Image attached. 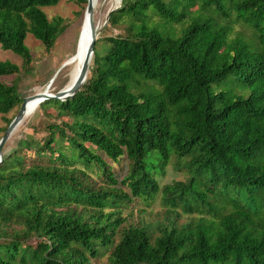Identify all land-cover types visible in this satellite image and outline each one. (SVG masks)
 <instances>
[{"label": "trees", "instance_id": "obj_1", "mask_svg": "<svg viewBox=\"0 0 264 264\" xmlns=\"http://www.w3.org/2000/svg\"><path fill=\"white\" fill-rule=\"evenodd\" d=\"M59 1L0 0V136ZM35 110L43 141L0 161V264H264V0H120L81 89Z\"/></svg>", "mask_w": 264, "mask_h": 264}, {"label": "rangeland", "instance_id": "obj_2", "mask_svg": "<svg viewBox=\"0 0 264 264\" xmlns=\"http://www.w3.org/2000/svg\"><path fill=\"white\" fill-rule=\"evenodd\" d=\"M115 1L116 0H97L93 15L94 20L98 22V30L101 27L102 21L104 20L107 8L112 7L115 4ZM78 9V6L75 5L71 0H60L55 5L43 7V11L48 18L54 15H60L63 18L71 20V23L67 26L65 31L56 38V41L50 52H44L43 47L38 40L34 39L30 34L26 35L24 43L29 48L33 57V69L31 70V75L25 76L22 82L19 84V89L23 97L43 90L53 92L70 85L74 80L80 63L78 66L76 64H70L67 68L66 66L63 67L55 75L54 79L53 74L62 61L71 55L72 59L78 53V51L85 47V44L88 40L89 33L86 35V38L82 34L83 16L78 18L74 15ZM102 30L103 27L98 32V37ZM116 31L117 29H112L106 31L105 34L108 35L110 32L114 34ZM108 46L109 43L107 41L100 39L95 44V52L101 55ZM4 59L17 64L20 62V58L11 51L0 49V60ZM11 78L12 76L1 77V79L6 80V82L10 81ZM35 109L26 120H23L19 123L9 139L5 142L2 148L3 154H8L20 146L34 147L43 141L44 133L34 132L32 128L38 119V110ZM51 111L54 112V109H51ZM11 113L7 114L6 116L10 115ZM3 124L4 122L2 120V116L0 115V125ZM171 178L178 179L181 178V175L178 172L172 171L167 166L163 180L168 181Z\"/></svg>", "mask_w": 264, "mask_h": 264}, {"label": "water", "instance_id": "obj_3", "mask_svg": "<svg viewBox=\"0 0 264 264\" xmlns=\"http://www.w3.org/2000/svg\"><path fill=\"white\" fill-rule=\"evenodd\" d=\"M96 2L97 0H86V5L82 13L84 16L83 23H85L89 27L90 35L85 44L83 58H82L80 68H79V71L77 73L75 80L72 82V84L68 88H60L53 92H47L46 90H43V91L32 93L22 98V101L19 105L18 110L16 111L14 116L11 118V120L8 122L3 134L0 136V161L2 160V155H3L2 153L3 145L9 139V137L11 136L15 128L19 125V123L24 117L25 101H27L28 99H35L38 104L47 99H55V100L64 101L68 98H72L74 94L78 90L81 89L82 84L86 81L87 69H88L89 61L92 55L94 41L98 37L97 32H99L101 28L106 25L109 13L112 10L119 8L120 6V1H119L116 5L110 8H107L104 20L102 21V24H101V27L96 32L95 26L93 24V13H94ZM71 56H69L68 58H66L64 61L60 63L59 67L57 68L53 76L56 75L58 71H60L69 62Z\"/></svg>", "mask_w": 264, "mask_h": 264}, {"label": "bare ground", "instance_id": "obj_4", "mask_svg": "<svg viewBox=\"0 0 264 264\" xmlns=\"http://www.w3.org/2000/svg\"><path fill=\"white\" fill-rule=\"evenodd\" d=\"M120 0H116L115 1V4L114 5H116L118 2H119ZM113 5V6H114ZM110 8V7H109ZM83 20H84V16H83ZM93 24H94V26H95V30H96V32H97V30H98V22H96L95 20H94V15H93ZM89 33V35H90V31H89V27L85 24V23H83V28H82V34H83V36L86 38V35ZM89 35H88V38H89ZM97 36H98V32H97ZM85 48V47H84ZM84 48L83 49H81L80 51H78V53L71 59V60H69V62H68V64L67 65H65L66 66V68L70 65V64H76L77 66L79 65V63L81 64V61H82V58H83V53H84ZM64 66V67H65ZM79 68H80V65H79V67H78V70H77V73H78V71H79ZM77 73H76V76H77ZM76 76H75V78H76ZM55 78V75H54V77H53V79ZM75 78H74V80H75ZM73 80V81H74ZM72 81V82H73ZM53 83V82H52ZM50 84V83H49ZM72 84V83H71ZM70 84V85H71ZM51 85V84H50ZM70 85H68V86H65V87H63V88H68ZM52 86V85H51ZM48 90V89H47ZM47 92H52V91H47ZM35 93V92H34ZM38 107V103L36 102V100L35 99H28L27 101H25V103H24V117H23V119L21 120V122L23 121V120H26L29 116H30V114L33 112V110L35 109V108H37Z\"/></svg>", "mask_w": 264, "mask_h": 264}]
</instances>
